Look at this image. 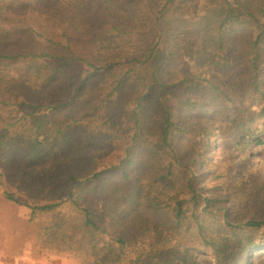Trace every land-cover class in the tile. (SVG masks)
<instances>
[{
    "label": "trees",
    "instance_id": "1",
    "mask_svg": "<svg viewBox=\"0 0 264 264\" xmlns=\"http://www.w3.org/2000/svg\"><path fill=\"white\" fill-rule=\"evenodd\" d=\"M231 128L264 145V0H0L3 195L65 251L201 264L174 241L194 233L222 264L237 175L209 154Z\"/></svg>",
    "mask_w": 264,
    "mask_h": 264
},
{
    "label": "rangeland",
    "instance_id": "2",
    "mask_svg": "<svg viewBox=\"0 0 264 264\" xmlns=\"http://www.w3.org/2000/svg\"><path fill=\"white\" fill-rule=\"evenodd\" d=\"M257 124L263 129L260 122ZM224 134L225 137L220 140L219 147H215L209 156L219 163L215 172L222 170L225 173L227 165L236 170L233 176L237 175V220L232 223L229 221L231 225L220 222L215 234H213L214 227L210 226L208 231L214 236L216 245L221 250L224 258L222 264H264V244L251 248L259 242H264V229L262 227L252 230L253 226L246 225L250 220L254 222V219H250L252 215L258 216L264 213V145L254 147L251 142L249 153H241V149H237L238 133L235 129L225 130ZM261 136L264 138V130ZM219 160H222L221 163ZM17 179L18 176L3 173L0 169V243L3 252H19L15 264H27L23 261L31 252L39 261L56 257L67 264H73V261L77 262L76 264H95L94 257L90 255L65 251L66 247L60 239L49 241L45 233V227L49 224L47 216L31 219L30 210L26 206L4 198L3 192L15 189L13 182ZM33 191L35 192V188ZM35 194L41 195L28 197L20 193V201L33 204L37 200L44 202L47 197L42 193ZM58 209H60L57 211L59 215L69 216L70 220L77 214L72 207H68V204ZM211 222L217 223V220L205 221L206 224ZM174 241L179 242L180 252L183 250L189 252L201 264H218L211 249L204 241L196 238L194 233H184Z\"/></svg>",
    "mask_w": 264,
    "mask_h": 264
},
{
    "label": "crops",
    "instance_id": "3",
    "mask_svg": "<svg viewBox=\"0 0 264 264\" xmlns=\"http://www.w3.org/2000/svg\"><path fill=\"white\" fill-rule=\"evenodd\" d=\"M29 253V252H25ZM19 255V252H3L2 245L0 243V264H15V261H17V257ZM23 262H26L27 264H67L64 262L61 258H52L50 260H36L34 257V253L31 252ZM77 262L73 261V264H76Z\"/></svg>",
    "mask_w": 264,
    "mask_h": 264
}]
</instances>
